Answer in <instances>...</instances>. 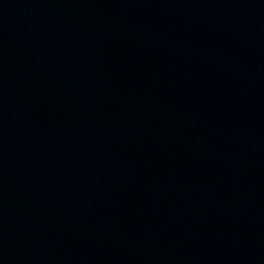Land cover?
I'll list each match as a JSON object with an SVG mask.
<instances>
[{
	"label": "water",
	"instance_id": "obj_1",
	"mask_svg": "<svg viewBox=\"0 0 264 264\" xmlns=\"http://www.w3.org/2000/svg\"><path fill=\"white\" fill-rule=\"evenodd\" d=\"M0 264H264V0H0Z\"/></svg>",
	"mask_w": 264,
	"mask_h": 264
}]
</instances>
